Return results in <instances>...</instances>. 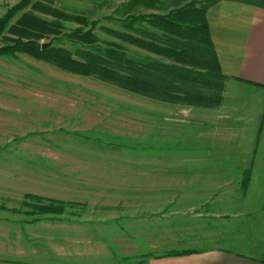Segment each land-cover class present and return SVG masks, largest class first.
I'll return each mask as SVG.
<instances>
[{"label":"rangeland","instance_id":"374dc122","mask_svg":"<svg viewBox=\"0 0 264 264\" xmlns=\"http://www.w3.org/2000/svg\"><path fill=\"white\" fill-rule=\"evenodd\" d=\"M18 1L0 0V17ZM52 1L67 12L91 11L88 18L99 21L98 26L111 11H92V0ZM106 2L112 6L118 0ZM23 12L50 20L29 7ZM62 25L66 32L76 27ZM98 26L96 36L110 40ZM160 109L158 102L26 55L0 56V207L6 209H0V264L30 261V250L43 247L49 236L124 237L120 245L107 246L115 253L112 261L119 264L189 246L176 243L175 217L130 210L144 204V188L159 186ZM23 194L84 203L85 208L77 218L66 213L26 215L29 210L20 205ZM120 251L137 257L120 261Z\"/></svg>","mask_w":264,"mask_h":264},{"label":"crops","instance_id":"0c3cea01","mask_svg":"<svg viewBox=\"0 0 264 264\" xmlns=\"http://www.w3.org/2000/svg\"><path fill=\"white\" fill-rule=\"evenodd\" d=\"M206 19L226 77L221 102L211 110L160 103L159 186L144 188V204L130 209L175 217L176 243L189 246L138 257L120 251V261L136 256L135 264H264V8L222 0L207 9ZM71 203L66 214L77 218L85 204ZM45 240L29 249L30 261L22 264H119L107 246L125 239ZM172 250L191 253L166 255Z\"/></svg>","mask_w":264,"mask_h":264},{"label":"trees","instance_id":"16d2710c","mask_svg":"<svg viewBox=\"0 0 264 264\" xmlns=\"http://www.w3.org/2000/svg\"><path fill=\"white\" fill-rule=\"evenodd\" d=\"M219 1L118 0L110 6L106 0H92V11L111 9L102 17L104 25L98 26L99 21L88 18L91 11L67 12L52 0H19L0 17V56L26 55L159 103L215 109L226 77L209 37L206 11ZM229 1L264 8V0ZM26 7L50 20L23 12ZM65 22L76 27L66 32ZM96 26L110 40L99 39ZM125 45L148 55L129 52ZM20 205L29 210L26 215L60 216L75 204L23 194ZM190 253L172 250L166 255Z\"/></svg>","mask_w":264,"mask_h":264},{"label":"water","instance_id":"95a60500","mask_svg":"<svg viewBox=\"0 0 264 264\" xmlns=\"http://www.w3.org/2000/svg\"><path fill=\"white\" fill-rule=\"evenodd\" d=\"M47 46V44L46 45H42V47H46Z\"/></svg>","mask_w":264,"mask_h":264}]
</instances>
